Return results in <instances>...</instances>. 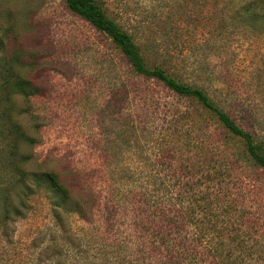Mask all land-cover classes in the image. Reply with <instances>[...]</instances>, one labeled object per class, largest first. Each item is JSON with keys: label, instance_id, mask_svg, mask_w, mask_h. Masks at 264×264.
<instances>
[{"label": "rangeland", "instance_id": "374dc122", "mask_svg": "<svg viewBox=\"0 0 264 264\" xmlns=\"http://www.w3.org/2000/svg\"><path fill=\"white\" fill-rule=\"evenodd\" d=\"M98 1L150 66L201 87L264 141V24L247 18L244 6L251 0ZM9 25L18 38L8 40V48L20 47L25 63L16 71L39 89L28 98L14 95L22 111L15 117L32 139L21 141L17 157H30L20 163L29 173H58L70 195H56L30 174L21 179L0 160L7 188L0 192V214L11 219L0 228V264H107V258L108 264H141L136 193L158 184L152 176H161L156 144L165 123L189 111L199 124L201 115L156 81L132 74L110 40L64 0H0V33ZM207 120L202 133L224 148L223 134L214 135L217 124ZM234 166L247 212L262 227L248 241L255 244L253 257H233L238 264H264V173L241 160ZM80 197L91 201L89 222L65 210L62 230L57 205L74 207Z\"/></svg>", "mask_w": 264, "mask_h": 264}, {"label": "trees", "instance_id": "16d2710c", "mask_svg": "<svg viewBox=\"0 0 264 264\" xmlns=\"http://www.w3.org/2000/svg\"><path fill=\"white\" fill-rule=\"evenodd\" d=\"M64 1L71 13L110 40L120 57L128 63L132 74L154 80L176 97L194 105L191 111H198L201 115L199 124L204 123L200 126L194 113L189 111H181L172 117V121L165 123L156 144L160 153L157 161L163 160L162 167L157 169L161 176H152L158 184L147 183L136 193L133 222L142 248L139 249L140 259H136L141 264H207L212 257L210 264H238L239 257H233L235 252L243 256L240 261L251 259L255 244L248 241L253 239L254 230L262 227V223L252 215L253 212H247L243 181L233 171L234 165L241 160L247 162L255 173H264V141L238 124L201 87L183 82L161 66H150L132 36L106 14L98 0ZM244 11L248 19H259L264 24V0H251L244 6ZM17 38V31L11 25L0 33V160L4 168L12 165L21 179L30 174L39 181L38 184L44 180L56 195L66 198L70 190L58 173L50 170L29 173L20 163L30 157L23 154L17 157L21 141L32 142V139L23 133L15 117V113L22 111L15 109L14 95L28 98L39 91L16 71L17 66L25 65L23 52L14 44V49H9L7 41H16ZM207 119L217 124L219 131L214 135L223 134L224 140L221 136L220 140L226 147L222 148L217 140L210 139L213 134L202 133L208 126ZM126 137L131 144L132 136L126 134ZM233 141L234 145L229 146L228 143ZM6 189L0 181V192ZM90 203L84 197L74 201L71 208L66 203H59L54 215L60 228L65 230L67 224L65 210L89 222ZM117 209L113 207L114 214ZM10 220L0 214V228L11 223ZM108 261L107 258V264Z\"/></svg>", "mask_w": 264, "mask_h": 264}]
</instances>
